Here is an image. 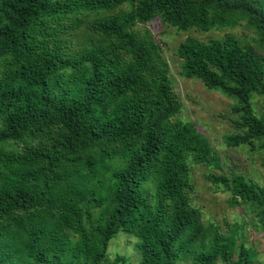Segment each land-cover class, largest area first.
<instances>
[{
	"label": "trees",
	"instance_id": "trees-1",
	"mask_svg": "<svg viewBox=\"0 0 264 264\" xmlns=\"http://www.w3.org/2000/svg\"><path fill=\"white\" fill-rule=\"evenodd\" d=\"M154 18L202 32L244 22L264 49V0H0V264H101L118 230L137 237L138 264H255L237 225L210 229L188 202L189 161L219 159L175 119L167 63L136 29ZM176 54L182 76L236 99L224 142L264 151L250 107L264 56L230 36L186 37ZM204 177L264 209V186Z\"/></svg>",
	"mask_w": 264,
	"mask_h": 264
},
{
	"label": "rangeland",
	"instance_id": "rangeland-1",
	"mask_svg": "<svg viewBox=\"0 0 264 264\" xmlns=\"http://www.w3.org/2000/svg\"><path fill=\"white\" fill-rule=\"evenodd\" d=\"M120 8L125 9L126 4L123 3ZM143 28L148 29L152 34L167 63L171 90L180 103L175 119L191 124L201 133L219 159V169L205 163L189 161L187 172L192 184V188L187 192L189 204L199 209L200 220L204 224L212 225L210 229L215 228L222 234H227L234 229V225H237L235 247L241 240L246 248L256 251L255 264H264L263 207L251 201L232 197L230 192L204 177L207 172H231L264 186V151L256 146V142L253 144L255 147L247 143L227 145L224 142V135L238 130L235 125L238 118L234 109V106L238 105L236 99L205 87L197 79L182 76V61L176 54L178 45L186 37L206 42L209 39L230 36L236 39L241 47H251L264 56V49L261 48L257 35L244 22L232 27L213 28L202 32L194 29L180 31L154 18L146 25L136 26L137 30ZM77 38L82 41L80 35ZM250 107L256 115L264 114V95H252ZM147 185L152 188L151 183ZM105 254L101 264H138L140 254L137 237L131 232L118 230L108 241ZM116 257H121L123 262H117ZM175 264H190V262L186 258ZM215 264H227V262L218 258Z\"/></svg>",
	"mask_w": 264,
	"mask_h": 264
}]
</instances>
